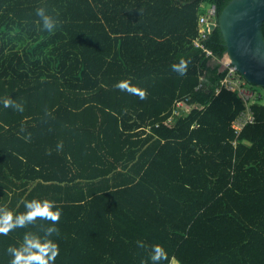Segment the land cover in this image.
Masks as SVG:
<instances>
[{
  "label": "trees",
  "instance_id": "trees-1",
  "mask_svg": "<svg viewBox=\"0 0 264 264\" xmlns=\"http://www.w3.org/2000/svg\"><path fill=\"white\" fill-rule=\"evenodd\" d=\"M230 1L0 0V206L57 202L56 264H150L156 243L166 264H264V103L236 130L221 30L214 57L194 44L202 5ZM129 79L144 99L114 87ZM23 231L0 236V264Z\"/></svg>",
  "mask_w": 264,
  "mask_h": 264
},
{
  "label": "clouds",
  "instance_id": "clouds-1",
  "mask_svg": "<svg viewBox=\"0 0 264 264\" xmlns=\"http://www.w3.org/2000/svg\"><path fill=\"white\" fill-rule=\"evenodd\" d=\"M37 15L43 17V29L46 32L53 33L59 26L58 17L53 22L50 17L44 15L43 10H39ZM187 67L188 62L183 57L180 58L178 63L171 65L172 71L181 76L186 74ZM114 87L120 91L138 95L140 99L146 97V91L133 85L130 79L118 81ZM3 107H11L19 113H23L25 110L23 104H18L16 100L10 97L3 99ZM25 139L27 141L30 137H25ZM62 147V142L57 145V149ZM20 204L23 207L22 211L20 205H17L16 208L0 206V236H8L9 233L16 230H25L19 241L10 244L5 250L6 255L9 257V264H56V259L61 251L59 244L60 230L56 225L62 214L57 202L48 198H33L31 200L22 199ZM38 219L49 221V226L43 230H28L29 226H34ZM137 244L140 248L145 247L143 241H137ZM169 260V252L163 244L156 243L151 246L148 256L150 264H166ZM141 264H146V262L142 261Z\"/></svg>",
  "mask_w": 264,
  "mask_h": 264
},
{
  "label": "water",
  "instance_id": "water-1",
  "mask_svg": "<svg viewBox=\"0 0 264 264\" xmlns=\"http://www.w3.org/2000/svg\"><path fill=\"white\" fill-rule=\"evenodd\" d=\"M264 0H231L220 14L217 28L226 55L248 83L264 88Z\"/></svg>",
  "mask_w": 264,
  "mask_h": 264
},
{
  "label": "built area",
  "instance_id": "built-area-1",
  "mask_svg": "<svg viewBox=\"0 0 264 264\" xmlns=\"http://www.w3.org/2000/svg\"><path fill=\"white\" fill-rule=\"evenodd\" d=\"M220 17V13L218 8L214 4H208L207 8H205V12L200 14L199 17V35L195 39L194 44L196 47L201 48L207 57H214V52L206 47L205 40L209 37L211 32L217 28L218 20ZM223 64L229 68L228 76L221 82L222 86L229 90H239L243 99L249 103L252 99V94L249 90L245 88V80L241 78L235 67L232 65L230 59L226 55L223 59ZM220 89H217L219 92ZM250 100V101H249ZM188 103L187 99L178 101L176 104V109L174 113H179L180 111H187ZM174 119L172 117L169 118L168 121L172 122ZM254 121V117L250 108H248L247 112L243 113L235 122L234 128L238 131H241L247 123H251Z\"/></svg>",
  "mask_w": 264,
  "mask_h": 264
},
{
  "label": "rangeland",
  "instance_id": "rangeland-1",
  "mask_svg": "<svg viewBox=\"0 0 264 264\" xmlns=\"http://www.w3.org/2000/svg\"><path fill=\"white\" fill-rule=\"evenodd\" d=\"M244 86L252 94L251 102L247 103V107L248 108H249L248 105H251L252 103H255L254 101H257L260 98H262V102L264 103V88L263 87H260L258 85H254V84H250V83H248L246 81H245V85Z\"/></svg>",
  "mask_w": 264,
  "mask_h": 264
},
{
  "label": "crops",
  "instance_id": "crops-1",
  "mask_svg": "<svg viewBox=\"0 0 264 264\" xmlns=\"http://www.w3.org/2000/svg\"><path fill=\"white\" fill-rule=\"evenodd\" d=\"M207 5H208V4H203V5H202V8H203V10H204L203 13L205 12V8H207Z\"/></svg>",
  "mask_w": 264,
  "mask_h": 264
}]
</instances>
